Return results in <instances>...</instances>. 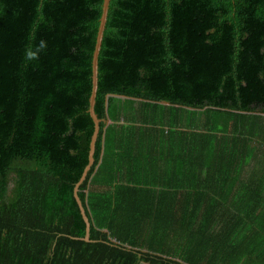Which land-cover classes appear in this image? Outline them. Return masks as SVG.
Masks as SVG:
<instances>
[{"label": "trees", "instance_id": "1", "mask_svg": "<svg viewBox=\"0 0 264 264\" xmlns=\"http://www.w3.org/2000/svg\"><path fill=\"white\" fill-rule=\"evenodd\" d=\"M103 3L0 0V264H264V0H111L85 239Z\"/></svg>", "mask_w": 264, "mask_h": 264}, {"label": "water", "instance_id": "2", "mask_svg": "<svg viewBox=\"0 0 264 264\" xmlns=\"http://www.w3.org/2000/svg\"><path fill=\"white\" fill-rule=\"evenodd\" d=\"M110 2L111 0H104V3H103L102 17L100 20L101 22H100V27H99L98 37H97L96 48H95L94 55H93V90H92V95H91V117L95 123V132L91 140L90 164L86 168V171L82 179L80 180V182L77 184L75 188V197L80 205V208L82 210V213L87 223V236L85 238L87 241H91V221L87 214L86 208L84 207L83 201L80 198L79 190H80V187L86 181L91 171V167L93 166L94 161H95L94 154H95L96 141L98 139V134L100 130V122H101V120L98 118L95 112V103H96V96H97V91H98V74H99L98 64H99V54H100V50L102 47L104 31L106 29V24H107V17H108Z\"/></svg>", "mask_w": 264, "mask_h": 264}, {"label": "clouds", "instance_id": "3", "mask_svg": "<svg viewBox=\"0 0 264 264\" xmlns=\"http://www.w3.org/2000/svg\"><path fill=\"white\" fill-rule=\"evenodd\" d=\"M47 47L46 41L41 40L39 46L33 50L32 48H27L25 51V60L26 61H34L38 59V54L40 51Z\"/></svg>", "mask_w": 264, "mask_h": 264}]
</instances>
